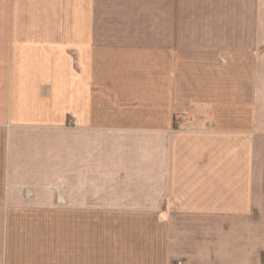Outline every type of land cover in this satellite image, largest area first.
Masks as SVG:
<instances>
[{"label": "crops", "instance_id": "crops-1", "mask_svg": "<svg viewBox=\"0 0 264 264\" xmlns=\"http://www.w3.org/2000/svg\"><path fill=\"white\" fill-rule=\"evenodd\" d=\"M193 1L0 0V206L66 132L72 174L161 208L154 264H264V0Z\"/></svg>", "mask_w": 264, "mask_h": 264}, {"label": "rangeland", "instance_id": "rangeland-1", "mask_svg": "<svg viewBox=\"0 0 264 264\" xmlns=\"http://www.w3.org/2000/svg\"><path fill=\"white\" fill-rule=\"evenodd\" d=\"M188 3L194 5L193 0ZM66 135H59L58 158L40 161L47 168L58 166L59 173L26 176L33 184L21 194L36 200V205L0 206V264H6V251L1 248L6 242L4 231H9L11 264H72L73 256L77 263L82 261V244L90 264H132V254L137 264L138 260L161 262L155 252L162 244V223L155 217L151 220L161 208L121 205L138 193L115 189L113 159L92 157L88 163L80 151L73 164L76 174H72L67 169L71 159L67 158ZM83 165L89 168L85 176L77 173ZM106 169L112 174H105ZM179 262L183 264L172 255L168 264Z\"/></svg>", "mask_w": 264, "mask_h": 264}, {"label": "built area", "instance_id": "built-area-1", "mask_svg": "<svg viewBox=\"0 0 264 264\" xmlns=\"http://www.w3.org/2000/svg\"><path fill=\"white\" fill-rule=\"evenodd\" d=\"M177 264H181V262L177 263Z\"/></svg>", "mask_w": 264, "mask_h": 264}]
</instances>
